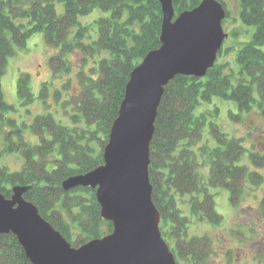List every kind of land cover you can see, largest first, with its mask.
<instances>
[{"label": "trees", "instance_id": "obj_1", "mask_svg": "<svg viewBox=\"0 0 264 264\" xmlns=\"http://www.w3.org/2000/svg\"><path fill=\"white\" fill-rule=\"evenodd\" d=\"M218 1L224 7L225 1ZM236 1L240 21L254 26L234 56L237 68L216 59L203 77L176 75L164 86L154 121L148 165L151 196L160 214L161 235L174 242L170 249L176 262L180 258L187 264H208L211 238L189 236L188 225L192 218L212 224L221 221L210 189L226 188L235 203L245 185L261 183V175L240 160L247 152L248 160L262 167L264 155L248 151L241 137L229 136L213 120L219 113L214 97L236 104L237 113L229 112L231 118L238 119L254 107L264 118V0ZM59 2L61 11L56 7ZM199 2L172 0V6L176 15ZM94 8L108 14L79 22V16ZM161 22L158 0H0V77L8 58L24 48L35 32L57 49L48 58L52 79L40 86L42 111L34 113L29 123L9 116L14 108L0 87V158L5 153L22 158L16 170L0 164V192L10 197L12 187H23V197L71 246L104 236L112 224L101 218L94 189L65 190L61 183L103 163V147L130 72L160 45ZM75 53L80 58L74 81L70 75L59 88L51 87L59 109L52 107L49 88L63 74H71L68 56ZM16 94L23 106L33 103L28 73L18 75ZM52 110L60 111L65 120L56 119ZM27 128L36 142L25 137ZM205 128L213 143L203 140ZM205 165L206 176L199 172ZM261 207L264 211V197ZM0 264H32L12 233L0 234Z\"/></svg>", "mask_w": 264, "mask_h": 264}, {"label": "water", "instance_id": "obj_2", "mask_svg": "<svg viewBox=\"0 0 264 264\" xmlns=\"http://www.w3.org/2000/svg\"><path fill=\"white\" fill-rule=\"evenodd\" d=\"M160 45L132 69L118 115L106 144L103 163L67 177L63 189L90 187L100 216L111 232L74 247L26 200L23 187L10 197L0 192V234L12 233L32 264H177L163 239L160 214L152 201L148 176L149 145L164 86L176 75L205 76L227 34L225 8L218 0H200L175 15L172 0H158Z\"/></svg>", "mask_w": 264, "mask_h": 264}, {"label": "rangeland", "instance_id": "obj_3", "mask_svg": "<svg viewBox=\"0 0 264 264\" xmlns=\"http://www.w3.org/2000/svg\"><path fill=\"white\" fill-rule=\"evenodd\" d=\"M224 8L227 10L221 24L227 37L223 40L221 54L217 56L218 61H228L234 68V56L240 45L247 41L254 31V26L245 25L239 19V6L236 0H224ZM58 11L62 10V3H56ZM108 12L100 8H94L90 13L79 16L81 23L92 22L99 16H105ZM57 49L49 47L44 40L41 32H35L30 35L24 48L17 49L15 53L7 60L6 69L0 77V87L7 103L14 108L9 116L17 121L29 123L34 113L41 112L43 103L39 98L41 83L52 79L48 58L49 55ZM71 74H63L60 80L54 81L55 85L50 86L48 102L54 106L51 96L52 88H59L62 82L71 75L74 81V73L79 68L80 55L75 53L71 57ZM22 72L28 73L30 78L31 90L34 94L33 103L28 107L19 103L16 94V81L18 75ZM52 87V88H51ZM212 102L219 107V113L213 120L229 136L242 138V143L248 151L259 152L264 155V118L261 117L257 109L252 108L241 114L238 119L231 118L229 112L237 113L236 104L230 100H223L214 97ZM211 106V105H210ZM29 110V111H28ZM53 112V110L51 111ZM56 119L65 120V116L60 111L53 112ZM25 137L31 142H36L37 137L30 132L29 128L25 130ZM209 139L213 143L212 135L205 128L203 140ZM200 160V158H199ZM245 163L250 171H257L261 175V183L257 186H244L235 203L229 198V191L224 187L212 188L215 202V210L222 216L218 224H212L192 218L188 225V234L207 235L211 238V254L208 264H262L264 262V211L261 207V200L264 197V166H254L247 157V152L240 160ZM22 158L18 153H5L0 158V164L5 165L10 170H16L20 167ZM199 172L204 176L208 173V167H199ZM169 247H174L172 239L166 240ZM177 264H187L184 260L178 258Z\"/></svg>", "mask_w": 264, "mask_h": 264}, {"label": "flooded vegetation", "instance_id": "obj_4", "mask_svg": "<svg viewBox=\"0 0 264 264\" xmlns=\"http://www.w3.org/2000/svg\"><path fill=\"white\" fill-rule=\"evenodd\" d=\"M262 264H264V262Z\"/></svg>", "mask_w": 264, "mask_h": 264}]
</instances>
